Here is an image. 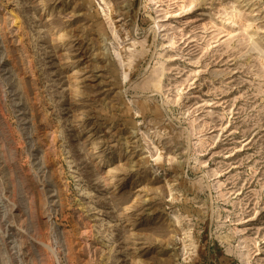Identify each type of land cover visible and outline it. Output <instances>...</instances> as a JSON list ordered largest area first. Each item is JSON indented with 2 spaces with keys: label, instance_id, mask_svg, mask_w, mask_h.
Here are the masks:
<instances>
[{
  "label": "rangeland",
  "instance_id": "obj_1",
  "mask_svg": "<svg viewBox=\"0 0 264 264\" xmlns=\"http://www.w3.org/2000/svg\"><path fill=\"white\" fill-rule=\"evenodd\" d=\"M0 264H264V0H0Z\"/></svg>",
  "mask_w": 264,
  "mask_h": 264
}]
</instances>
